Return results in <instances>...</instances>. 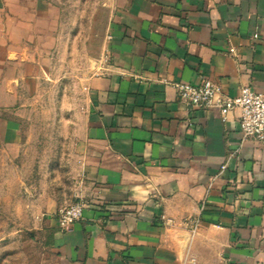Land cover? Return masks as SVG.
I'll use <instances>...</instances> for the list:
<instances>
[{"label": "crops", "instance_id": "0c3cea01", "mask_svg": "<svg viewBox=\"0 0 264 264\" xmlns=\"http://www.w3.org/2000/svg\"><path fill=\"white\" fill-rule=\"evenodd\" d=\"M111 6L83 101L62 107L82 217L50 220L44 264H264V142L239 109H188L174 86L264 96V0ZM59 19L49 0H0V114L54 77ZM19 125L0 118V139L20 142Z\"/></svg>", "mask_w": 264, "mask_h": 264}, {"label": "rangeland", "instance_id": "374dc122", "mask_svg": "<svg viewBox=\"0 0 264 264\" xmlns=\"http://www.w3.org/2000/svg\"><path fill=\"white\" fill-rule=\"evenodd\" d=\"M49 1L60 11L54 77L42 82L37 96L26 92L21 106L0 114L20 124V142L0 139V264H44L50 220L75 202L62 107L69 111L83 101L111 15V0Z\"/></svg>", "mask_w": 264, "mask_h": 264}, {"label": "built area", "instance_id": "2783aa9c", "mask_svg": "<svg viewBox=\"0 0 264 264\" xmlns=\"http://www.w3.org/2000/svg\"><path fill=\"white\" fill-rule=\"evenodd\" d=\"M177 99L188 109H217L222 119L228 111L237 108L240 111L239 126L244 137H251L264 142V96L253 91L248 86H242L235 96L225 94L220 85L209 79L203 78L199 83L188 82L174 83ZM84 202L79 199L69 205L60 207L55 219L59 227L78 221L82 217ZM192 228L198 219L187 221ZM190 264L194 260L190 259Z\"/></svg>", "mask_w": 264, "mask_h": 264}]
</instances>
